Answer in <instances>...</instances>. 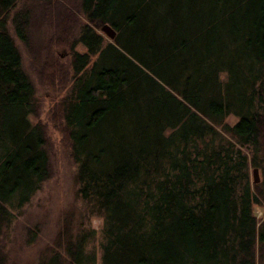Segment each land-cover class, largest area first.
I'll use <instances>...</instances> for the list:
<instances>
[{
  "label": "trees",
  "instance_id": "trees-1",
  "mask_svg": "<svg viewBox=\"0 0 264 264\" xmlns=\"http://www.w3.org/2000/svg\"><path fill=\"white\" fill-rule=\"evenodd\" d=\"M39 1L55 28L38 73L66 88L51 119L77 161L79 192L103 215L102 264H255L264 218L243 146L258 163L264 0H75L113 25L106 41L88 21L72 36V0ZM17 2L0 0V227L51 173L50 136L30 119L34 84L8 27L27 40L30 9ZM53 44L70 47L72 72ZM86 235L61 229L63 251L39 264L94 259Z\"/></svg>",
  "mask_w": 264,
  "mask_h": 264
},
{
  "label": "rangeland",
  "instance_id": "rangeland-1",
  "mask_svg": "<svg viewBox=\"0 0 264 264\" xmlns=\"http://www.w3.org/2000/svg\"><path fill=\"white\" fill-rule=\"evenodd\" d=\"M72 1L73 4L70 2L69 5L79 13L77 21L74 22L72 36H78L83 24L88 21L105 34V41L113 40L101 29V22L97 18L90 20L79 7H76L75 0ZM25 4L30 9L27 40L23 41L15 33L11 23L8 27L19 48L22 66L34 84L36 111L30 113V119L43 121L50 136L51 173L42 180L41 185L27 201L21 206L10 208L9 220L0 227L1 264H39L52 253L54 247L63 251L62 245H55V238L63 228H68L73 234L79 231L87 232L85 250L93 252L95 258L85 264H102L100 243L103 215L97 214L79 192L80 182L75 177L77 161L71 157L69 147L64 145L61 139V131L51 119V105L55 98L66 92V88L61 87L58 81L54 86L42 82L38 73L39 66L50 54L48 41L55 27L42 15V2L18 0L17 7ZM53 45L56 50L66 55L67 69L72 72L70 47L65 44ZM74 46L81 51L86 49L80 42ZM56 78L58 79V75ZM225 119L233 124L238 118L230 113ZM243 148L249 153L250 180L259 197V201H254L252 209L261 222L264 218V150L258 151L255 155L258 163H254V152L250 146L244 145ZM254 167H257L258 180H254ZM256 254L255 264H264V251L257 248Z\"/></svg>",
  "mask_w": 264,
  "mask_h": 264
},
{
  "label": "water",
  "instance_id": "water-1",
  "mask_svg": "<svg viewBox=\"0 0 264 264\" xmlns=\"http://www.w3.org/2000/svg\"><path fill=\"white\" fill-rule=\"evenodd\" d=\"M101 29L103 31H105L106 33H108L112 38L116 35V30L115 28L113 27V25L109 22V21H102L101 23ZM253 174H254V180H258V174H257V167H254V171H253Z\"/></svg>",
  "mask_w": 264,
  "mask_h": 264
}]
</instances>
